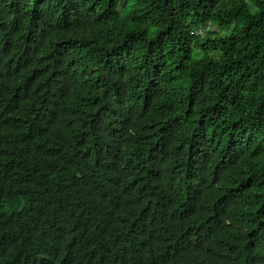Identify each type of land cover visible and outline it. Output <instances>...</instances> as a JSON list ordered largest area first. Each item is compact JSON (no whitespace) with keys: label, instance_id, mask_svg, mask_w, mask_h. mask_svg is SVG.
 Returning a JSON list of instances; mask_svg holds the SVG:
<instances>
[{"label":"trees","instance_id":"1","mask_svg":"<svg viewBox=\"0 0 264 264\" xmlns=\"http://www.w3.org/2000/svg\"><path fill=\"white\" fill-rule=\"evenodd\" d=\"M0 264H264V0H0Z\"/></svg>","mask_w":264,"mask_h":264},{"label":"clouds","instance_id":"2","mask_svg":"<svg viewBox=\"0 0 264 264\" xmlns=\"http://www.w3.org/2000/svg\"><path fill=\"white\" fill-rule=\"evenodd\" d=\"M213 24H211V23H207V25L206 26H204V27H200V28H198L197 30H196V33L197 34H199L200 36H206L207 35V33L209 32V31H212L213 30ZM200 30H204V32L203 33H199V31Z\"/></svg>","mask_w":264,"mask_h":264},{"label":"rangeland","instance_id":"3","mask_svg":"<svg viewBox=\"0 0 264 264\" xmlns=\"http://www.w3.org/2000/svg\"><path fill=\"white\" fill-rule=\"evenodd\" d=\"M212 31H217V28L216 26H213V30Z\"/></svg>","mask_w":264,"mask_h":264},{"label":"built area","instance_id":"4","mask_svg":"<svg viewBox=\"0 0 264 264\" xmlns=\"http://www.w3.org/2000/svg\"><path fill=\"white\" fill-rule=\"evenodd\" d=\"M203 32H204V30H200V31H199L200 34L203 33Z\"/></svg>","mask_w":264,"mask_h":264}]
</instances>
